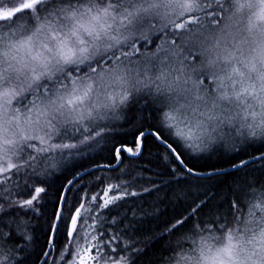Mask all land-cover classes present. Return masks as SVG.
Returning a JSON list of instances; mask_svg holds the SVG:
<instances>
[{"label":"clouds","instance_id":"1","mask_svg":"<svg viewBox=\"0 0 264 264\" xmlns=\"http://www.w3.org/2000/svg\"><path fill=\"white\" fill-rule=\"evenodd\" d=\"M41 6L43 11L32 12L33 24L25 31L9 29L0 35V163L13 162L17 171L51 166L49 153L68 150L65 144L84 148L104 136L107 122L138 95L160 105V121L172 111L193 124L203 122L214 138L233 124L248 136L264 137L259 100L243 97L237 103L228 79L232 68L239 67L244 82L254 83L264 99L260 90L264 21L256 16L259 0H230L224 23L195 39L200 59L194 62L185 56L187 64L170 53L138 63L129 59L135 39L147 34L151 19H174L179 9L169 6V0H43ZM90 56L99 64L93 59L79 63ZM70 68L76 69L75 74ZM202 71L211 82L213 74L219 76L224 89L194 87V77ZM225 93L230 98L220 99ZM73 96H84V101L69 105ZM71 129L77 134L71 135ZM53 144L59 147L53 149ZM262 209L264 196L253 198L246 214L241 217L237 212L223 232L194 225L191 244L178 240L165 264H264ZM226 246L231 255L224 251ZM0 259L7 261V255L0 253Z\"/></svg>","mask_w":264,"mask_h":264},{"label":"trees","instance_id":"2","mask_svg":"<svg viewBox=\"0 0 264 264\" xmlns=\"http://www.w3.org/2000/svg\"><path fill=\"white\" fill-rule=\"evenodd\" d=\"M229 3L230 0H203L202 10L195 13L198 20L188 23L187 28L179 32L169 22L151 19L146 25L147 34L135 39L136 48L155 52L163 45L165 50L161 53L164 54L169 47L168 41L176 40L177 45H181L190 37L203 36L217 24L224 23L225 6ZM38 11H43L41 5ZM8 30L6 25H0V35ZM124 50L127 52L129 48L125 45ZM198 50L196 44L184 43L176 59L188 63L183 58L188 56L194 60L199 56ZM204 87L212 91L215 86L207 80ZM159 108L160 105L146 95H138L117 118L107 122L109 131L98 144H92L79 155L70 154L75 150L53 151L48 154L51 166L46 163L40 168L14 170L7 183L0 182V205H3L0 208V232L5 234L0 242V253L7 255L6 264L39 263L47 248L49 223L57 210V197L67 180L92 166L115 163L109 148L113 142L131 143V135L127 134L129 121H137L144 130L161 128ZM226 128V133L196 147L178 142L167 129H161L183 153L188 166L204 175L177 174L175 165L161 157L163 145L149 136L139 157H125L114 169H94L78 178L68 193V207L71 208L76 200L86 198V192L90 195L97 191L100 183L95 179L97 176L113 182L116 179L129 181V189L138 195L126 196L109 209L93 213L100 219L98 231L103 240L117 237L104 252L108 257L125 256L128 264H165L174 253L178 240L185 246L191 244L196 237L194 225L199 224L205 231L210 225L217 232H223L236 219L237 212L243 217L251 200L264 196V137L248 136L235 124ZM70 134L77 133L71 129ZM230 135H234L233 138ZM247 159H250L248 163L233 168ZM122 169L127 172L121 174ZM213 169L224 171L217 173ZM40 181L44 182L48 195L35 205L34 211L14 203L27 199L31 186ZM145 188L149 191L145 192ZM193 209H196L195 213ZM181 218L186 219L182 227L166 231L170 224ZM66 243L63 229L54 233L51 251L44 264H64L60 257Z\"/></svg>","mask_w":264,"mask_h":264},{"label":"snow or ice","instance_id":"3","mask_svg":"<svg viewBox=\"0 0 264 264\" xmlns=\"http://www.w3.org/2000/svg\"><path fill=\"white\" fill-rule=\"evenodd\" d=\"M42 3L43 0H0V21L12 20L15 22L18 19H22L23 15L32 14L33 11H38V6ZM202 3L203 0H169V6L174 4L176 8L179 9V11L175 12V19L169 20V23L178 32L185 30L188 23L196 22L198 20L195 13L202 10ZM8 5L12 6L9 7ZM248 6L252 7L253 5L249 3ZM256 16L259 21H264V0H259V9ZM167 43L169 45L167 53L179 55L183 44L192 43L194 45L195 39L190 37L187 41H182L181 45H177L176 40H171ZM164 50L163 45L157 49L158 52ZM137 51H139V49L133 48L131 55ZM104 55H106V53ZM113 55H115V53H113ZM125 55L129 54L125 53ZM87 59L95 60V57L90 56L82 58L79 63H85ZM101 59H103V56ZM199 59L200 56H196L193 61L195 62ZM95 62L99 64L98 60H95ZM108 63H111L110 59L108 60ZM209 67H214V64L209 62ZM79 70L84 71L83 68ZM68 71L75 74L76 69L70 68ZM243 75L244 74L239 67H233L231 74L228 76V79L231 81V88L233 89L232 98H234L237 103H242L243 97L256 98L259 100L262 111H264V99L259 98V92L254 83L244 82ZM199 76L204 77V79L198 77L194 82V87L198 90H204L203 86L209 76L203 71ZM233 76L240 77V79H233ZM261 80L264 81V75L261 76ZM211 83L218 89H224L225 87L221 78L215 74L212 75ZM237 85L239 86L237 87ZM260 90L264 91V83L261 84ZM219 98L229 99L230 97L225 93ZM83 101L84 96H73L68 103L69 105H74ZM251 115L255 117L257 113L253 111ZM76 123H78V121ZM160 124L161 128H158L155 131H146L137 121H129L127 134L131 135V143L113 142L109 148V152L114 160L117 162H123L125 157H139L143 153L147 138L151 136L154 140L159 141V143L163 145L161 157L164 161H171L172 165H175V171L177 174L188 175L195 173L196 175H204L203 173L195 172L193 168L188 166L187 162L183 159V153H181L178 148L168 140L164 135V132L161 130L167 129L169 135L173 136L178 142H181L188 147H196L198 144H203L205 141L210 142L214 139L210 133L205 131L203 122L197 121L193 124L190 120L183 117L178 118L176 115H173L172 111H169L163 114V121H160ZM261 124L264 125V117L261 119ZM76 131H85V129L77 128ZM103 138L104 137L102 136L99 137V139L91 140V142L84 148H78L74 144H65L63 145V148L75 150V153L70 154L79 155L81 151L91 147L92 144H98L100 139ZM56 147H59V145H51V148L53 149ZM241 163L243 164L246 162L241 161ZM17 167L18 166L15 163L10 161L0 163V182L7 183L10 174H12L14 170L17 171ZM106 167H112V165H107ZM233 167H237V165H233ZM181 168H183L184 171H181ZM85 171L87 172V169H85ZM212 171L218 173L224 170L213 169ZM126 172V169L121 170V174ZM79 176L80 173L77 172L72 179L67 180L66 186L62 189L64 194L57 197V210L53 212L52 221L49 223L50 233H59L61 229L65 231L67 243L61 253V260L64 261V264H128V259L125 256L120 255L116 257H108L105 254L104 248L106 246H111L112 242L117 239V237L113 236L107 241H104L102 233L98 231L100 219L98 216L93 215V213L101 209H109L124 197L129 195L136 196L138 193L129 189V181L127 180L116 179L115 182H113L112 180H106L103 177L97 176L95 179L100 181L97 186V191L92 192L90 195L86 192L84 194L86 198L76 200L73 203V206L69 208L68 193L72 191L75 179ZM143 190L145 192L149 191L148 188ZM47 195V188L44 186V182L40 181L31 186V191L28 193L27 199L17 200L14 201V203L18 204L21 208L34 211L35 205L46 199ZM0 208H3V205H0ZM195 211L196 209L192 210L193 213H195ZM184 223H186L185 218L177 219L174 223L168 226L166 231L182 227ZM4 235L3 232H0V242H2ZM227 238L229 244H231L232 236L230 233ZM112 251H115V249H112ZM224 251L228 255H231L230 247L226 246ZM68 257H71V259H68ZM0 264H6V260L0 259Z\"/></svg>","mask_w":264,"mask_h":264},{"label":"rangeland","instance_id":"4","mask_svg":"<svg viewBox=\"0 0 264 264\" xmlns=\"http://www.w3.org/2000/svg\"><path fill=\"white\" fill-rule=\"evenodd\" d=\"M33 24V18L31 16V14H29L28 16L23 15L22 19H18L15 22H13L12 20H8L6 22H0V25H6L9 29H11L12 31H18V32H23L25 31L28 27H30ZM161 51H146V50H139L138 54H133L132 57H130V60H133L135 62H140L141 60H144L150 56H161ZM197 55H199V50L196 53ZM185 63V62H184ZM187 64V63H185ZM208 80L210 81V79L208 78ZM234 135H230V137L233 138Z\"/></svg>","mask_w":264,"mask_h":264},{"label":"water","instance_id":"5","mask_svg":"<svg viewBox=\"0 0 264 264\" xmlns=\"http://www.w3.org/2000/svg\"><path fill=\"white\" fill-rule=\"evenodd\" d=\"M246 163H248L249 161H250V159H247V160H244ZM119 163L120 162H115V163H113V164H98V165H95V166H92V167H90V168H87V172L85 171V170H83V171H81V172H79L80 173V176L79 177H76V179H75V181L78 179V178H81L82 176H84L85 174H87L88 172H90V171H92V170H94V169H112V168H114V167H116V166H118L119 165ZM246 163H239V164H237L238 166L239 165H244V164H246ZM107 165H112V167H106ZM74 177V176H73ZM72 177V178H73ZM71 178V179H72ZM65 186H66V184H65ZM64 186V187H65ZM64 193H63V191H62V193H61V195H63ZM60 195V196H61ZM53 237H54V233H50V235H49V238H48V244H47V248H46V251H45V253L43 254V257L41 258V260H40V262H39V264H42L44 261H45V259L47 258V256H48V254L50 253V251H51V245H52V241H53Z\"/></svg>","mask_w":264,"mask_h":264},{"label":"bare ground","instance_id":"6","mask_svg":"<svg viewBox=\"0 0 264 264\" xmlns=\"http://www.w3.org/2000/svg\"><path fill=\"white\" fill-rule=\"evenodd\" d=\"M146 131H148V130H146ZM153 131V130H152ZM241 165H237V167H233V168H238V167H240ZM117 167V166H116ZM115 168V167H114ZM114 168H112V169H114ZM111 170V169H110ZM43 257V256H42ZM41 260V259H40ZM46 260V259H45ZM40 262V261H39ZM45 262V261H44ZM44 262L42 263V264H44ZM39 264V263H38Z\"/></svg>","mask_w":264,"mask_h":264}]
</instances>
